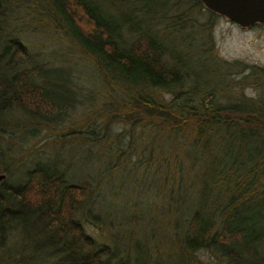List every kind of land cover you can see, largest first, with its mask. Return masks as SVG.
<instances>
[{
    "label": "trees",
    "instance_id": "1",
    "mask_svg": "<svg viewBox=\"0 0 264 264\" xmlns=\"http://www.w3.org/2000/svg\"><path fill=\"white\" fill-rule=\"evenodd\" d=\"M23 7L102 90L76 84L69 60L30 59L24 30L9 26ZM220 16L200 0H0V264H199L201 250L214 264H264V65L215 53ZM78 102L102 120L116 179L162 202L177 236L167 261L138 232L109 245L90 234L82 218L103 217L101 201L89 205L93 184L73 180L58 152L9 156L41 129L60 140L82 128L63 123ZM116 122L128 131L112 134Z\"/></svg>",
    "mask_w": 264,
    "mask_h": 264
},
{
    "label": "rangeland",
    "instance_id": "2",
    "mask_svg": "<svg viewBox=\"0 0 264 264\" xmlns=\"http://www.w3.org/2000/svg\"><path fill=\"white\" fill-rule=\"evenodd\" d=\"M30 2L34 3V0ZM9 22V26L17 25L24 30L26 36L21 40L32 61L38 59L53 63L56 60H69L68 62L74 65L70 66V71L77 76L76 84L82 86L85 91H97L96 88L102 90L94 67L81 58L72 59L67 56L65 42L56 39L50 31L41 27L40 18L31 8L21 9L11 15ZM212 41L215 53L224 60H240L264 65V26L262 25L257 24L243 29L220 16L212 26ZM246 92L254 94L251 88H247ZM85 107L82 102L76 103L75 107L70 109L69 117L63 122L65 126L70 127L85 120L82 128L70 127L64 134L57 135L63 140L54 138L52 134L46 133L45 129H41L34 138L29 137L20 142V149H12L11 146L8 149L9 156L19 157L21 154L20 162H27L33 157L43 159L58 152L59 157L65 160V163H69L68 172L73 180L76 178L77 181H81L87 178L93 184L94 192L89 205L97 206L99 200L101 201L103 217L82 218L87 231L107 245L113 242L110 238L114 236L111 235L112 233H116L121 241L126 242L131 241L138 232L151 253L159 254L167 261L168 253L176 251L177 236L173 230H170L168 215L161 211V207H164L162 202L149 192L145 184L138 186L131 183L128 178L124 179L125 177L116 179V171L110 169L111 164L104 163L106 156H103L104 150L100 140L103 136L100 126L102 120L88 113ZM14 114L17 115L13 113L5 119L12 120L15 118ZM4 129V135L7 137L9 130H12L7 125ZM128 129L129 125L126 123L116 122L111 125L110 132L116 134L123 130L127 132ZM76 130L77 133L73 134ZM127 136L126 134L125 141ZM197 257L199 264H214L216 261L207 250L198 251Z\"/></svg>",
    "mask_w": 264,
    "mask_h": 264
},
{
    "label": "water",
    "instance_id": "3",
    "mask_svg": "<svg viewBox=\"0 0 264 264\" xmlns=\"http://www.w3.org/2000/svg\"><path fill=\"white\" fill-rule=\"evenodd\" d=\"M203 5L241 28L264 26V0H200ZM5 176L0 173V179Z\"/></svg>",
    "mask_w": 264,
    "mask_h": 264
}]
</instances>
